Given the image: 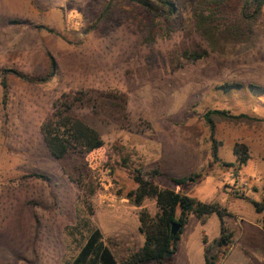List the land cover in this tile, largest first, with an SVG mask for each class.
<instances>
[{
  "label": "rangeland",
  "instance_id": "obj_1",
  "mask_svg": "<svg viewBox=\"0 0 264 264\" xmlns=\"http://www.w3.org/2000/svg\"><path fill=\"white\" fill-rule=\"evenodd\" d=\"M107 1L34 0L22 14H0V72L48 78L10 73L6 103L0 86V210L12 218L1 264H68L85 242L86 232L74 229L84 219L126 260L145 242L140 212L159 211L155 199L137 206L127 196L138 186L136 168L187 178L155 181L228 211L234 243L220 264H264V209L255 204L264 202V11L250 38L227 37L214 50L193 16L200 0H172L171 18L115 0L94 26ZM242 3H213L214 24L238 23ZM65 105L104 145L52 155L42 125ZM214 109L239 116L215 119V141L203 118ZM240 144L250 156L244 164ZM220 235L218 214L205 223L190 215L169 264Z\"/></svg>",
  "mask_w": 264,
  "mask_h": 264
},
{
  "label": "trees",
  "instance_id": "obj_2",
  "mask_svg": "<svg viewBox=\"0 0 264 264\" xmlns=\"http://www.w3.org/2000/svg\"><path fill=\"white\" fill-rule=\"evenodd\" d=\"M114 1L108 0L106 2L94 26L108 16ZM128 1L147 8L156 17L171 18L177 13V8L172 3V0ZM220 1L200 0L195 6L193 13L197 28L202 32L214 50L219 42L227 37L238 43L250 38L254 24L264 11V0H243L238 23L225 25L221 28L214 24L215 19L212 17L214 14L212 5ZM50 32L54 31L50 29ZM202 56L199 55L197 58H201ZM10 73H15L20 78L31 82H45L48 80L46 77L35 78L17 70L3 69L0 72V77L4 103H6L8 97V75ZM109 96L115 98L117 95ZM119 97L124 101V96ZM81 100H83L82 97H77L74 101ZM66 108H59L54 111L42 125L44 140L54 157L63 158L74 151L85 153L104 145L102 135L97 129L80 117L68 113L70 105L66 106ZM203 118L210 128L212 140L215 141V119L226 118L236 120L239 119V116L231 115L225 110L214 109L205 113ZM235 154L240 164L246 163L250 157L244 144L236 147ZM161 176H166L170 182L177 185H185L189 180L164 173L160 168L135 169L133 178L138 186L136 189L129 191L127 196L137 206H141L147 198L155 199L159 209L155 216H152L146 210L140 212L139 229L145 235V242L141 248L131 253L126 260L120 262L114 250L104 239L101 229L94 225L91 219H84L80 224H76L74 229L77 233L86 232L85 242L76 257L68 264H169L170 259L168 254L172 253L173 255L178 251L181 233L192 214L196 215L202 223H205L207 218L212 214L219 215L221 219V235L212 242L204 237L203 242L205 245V264H220L222 258L228 255L234 243V230L227 225L225 220L228 211L218 203L203 202L191 197L185 191H175L167 187H160L155 179ZM196 176L198 177V175ZM255 204L258 207V211L264 209V202H256ZM173 222H178L181 226L178 234L175 236L171 233Z\"/></svg>",
  "mask_w": 264,
  "mask_h": 264
},
{
  "label": "crops",
  "instance_id": "obj_3",
  "mask_svg": "<svg viewBox=\"0 0 264 264\" xmlns=\"http://www.w3.org/2000/svg\"><path fill=\"white\" fill-rule=\"evenodd\" d=\"M33 2H34V0H0V9H1L0 14L2 16H6L5 11L3 9H7V8L16 9L17 14H22L23 9H27L29 7L35 6L33 4ZM8 79H9V75H8ZM8 84H9V81H8ZM0 86H1V98H3V88H2L1 83H0ZM7 216H9L10 218H7ZM7 226L9 228V232H10L11 228H12L11 214H7L5 211L0 210V245H1V242H4L5 232L7 231ZM1 248L2 247L0 246V249ZM2 252L3 251H0V264L3 261ZM177 254H179V248H178V251L172 255L173 258H175V256H177ZM181 258L176 259V260H180V261H178V263L174 262V264H179V262H180V264H205L204 247L202 249H200V251H199V249H197L195 255H193L191 253L187 259H181Z\"/></svg>",
  "mask_w": 264,
  "mask_h": 264
},
{
  "label": "water",
  "instance_id": "obj_4",
  "mask_svg": "<svg viewBox=\"0 0 264 264\" xmlns=\"http://www.w3.org/2000/svg\"><path fill=\"white\" fill-rule=\"evenodd\" d=\"M180 228H181V226H180V224L178 222H173L172 228H171L172 235H174V236L177 235L179 230H180ZM171 256H172V253H169L168 257H171Z\"/></svg>",
  "mask_w": 264,
  "mask_h": 264
},
{
  "label": "built area",
  "instance_id": "obj_5",
  "mask_svg": "<svg viewBox=\"0 0 264 264\" xmlns=\"http://www.w3.org/2000/svg\"><path fill=\"white\" fill-rule=\"evenodd\" d=\"M92 152V151H91ZM95 151H93V153H94Z\"/></svg>",
  "mask_w": 264,
  "mask_h": 264
}]
</instances>
